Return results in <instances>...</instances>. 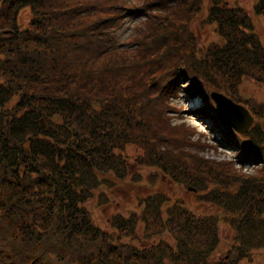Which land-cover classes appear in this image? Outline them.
<instances>
[{
  "label": "trees",
  "instance_id": "trees-1",
  "mask_svg": "<svg viewBox=\"0 0 264 264\" xmlns=\"http://www.w3.org/2000/svg\"><path fill=\"white\" fill-rule=\"evenodd\" d=\"M255 14L264 16V0L253 10L233 0H0V264H255L264 249V103L245 102L256 120L241 136L210 95L242 102L245 79L264 85ZM126 15L143 17L129 47L115 35ZM206 29L218 39L200 45ZM182 77L254 174L212 166L187 153L199 141L169 137ZM129 146L140 153L125 155ZM128 159L219 209L196 214L180 199L147 195L104 230L92 206L130 179Z\"/></svg>",
  "mask_w": 264,
  "mask_h": 264
},
{
  "label": "rangeland",
  "instance_id": "rangeland-1",
  "mask_svg": "<svg viewBox=\"0 0 264 264\" xmlns=\"http://www.w3.org/2000/svg\"><path fill=\"white\" fill-rule=\"evenodd\" d=\"M256 0H233V4L243 7L245 9L253 10ZM30 12L28 9L24 10L21 17V23L26 26L29 22ZM143 22V17L125 16V23L122 27L115 31L117 41L123 45L129 47L130 42L138 36L140 33L137 27ZM255 29L258 32L261 41L264 44V16L261 14L254 15ZM198 39L200 45H205L207 41H213L218 39V35L213 29L198 30ZM180 91L177 97L171 98V105L177 110V113H173L170 120V132L169 137H173L179 144H196L186 147L187 153H196L200 159L204 162H211L210 165L214 166V163L218 162H232L234 167L238 171L246 175L255 173L253 167H241L237 164L238 161L235 157L239 154V149L236 152L233 148L227 147V143L223 141L224 133L218 129L220 124H215L210 117L201 116L196 117L195 109L198 106L204 108L203 102L198 98L197 88L196 90L190 89V79L181 78ZM193 85V84H192ZM196 86V84H195ZM203 88V87H202ZM239 95L242 102H237L243 105L249 112L248 106L245 102H249V106L254 104L255 101L264 103V85L255 83L250 79H245L240 88ZM231 98V97H230ZM210 113L212 111L208 110ZM252 115V113L250 112ZM253 116V115H252ZM254 118V116H253ZM228 124L226 118H224ZM256 119L254 118V121ZM254 123L249 127L251 129ZM184 138V139H183ZM140 153V150L129 146L126 150V154L129 156H135ZM203 162V163H204ZM128 167L131 172L130 179L127 182H118L112 189H105L107 193L108 202H95L92 206L93 216L96 221L103 225V229L109 230L112 222L119 215L128 216L131 211L137 210L136 201L139 197L154 194H165L171 199H180L184 201V205L189 207L196 214L213 215L217 209L216 205L211 203H205L199 200L202 192L198 190H192V186H181L180 184L173 183L169 175L159 173L160 178L156 180L157 170L151 168L152 166H138L134 163L133 159H128ZM196 165L193 164V167ZM135 177L136 180H133ZM223 233L226 237H229L231 229L229 225H223ZM254 263H260L264 261V249L260 253L254 256Z\"/></svg>",
  "mask_w": 264,
  "mask_h": 264
},
{
  "label": "water",
  "instance_id": "water-1",
  "mask_svg": "<svg viewBox=\"0 0 264 264\" xmlns=\"http://www.w3.org/2000/svg\"><path fill=\"white\" fill-rule=\"evenodd\" d=\"M220 113L226 116L229 124L236 130L244 133L253 122L249 112L243 106L234 103L220 93H212Z\"/></svg>",
  "mask_w": 264,
  "mask_h": 264
}]
</instances>
